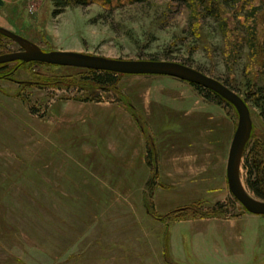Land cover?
Here are the masks:
<instances>
[{"label":"rangeland","instance_id":"1","mask_svg":"<svg viewBox=\"0 0 264 264\" xmlns=\"http://www.w3.org/2000/svg\"><path fill=\"white\" fill-rule=\"evenodd\" d=\"M252 1L262 6L252 43L246 11L226 27L190 0H96L59 15L51 0H0V27L44 52L178 63L244 99L264 87V0ZM230 3L219 0L225 12ZM18 51L0 39V55ZM4 65L0 264H264V217L234 203L226 182L234 108L170 77L120 75L102 91L86 69ZM246 105L249 141L264 142ZM246 154L241 181L255 197ZM217 204L233 208L213 216Z\"/></svg>","mask_w":264,"mask_h":264},{"label":"water","instance_id":"2","mask_svg":"<svg viewBox=\"0 0 264 264\" xmlns=\"http://www.w3.org/2000/svg\"><path fill=\"white\" fill-rule=\"evenodd\" d=\"M0 35L15 43L21 49V51L15 53L0 55V65L13 62L41 63L57 67L109 72L116 75L164 76L207 89L221 97L234 108L237 114V126L230 144L226 163L228 190L245 212L254 216L264 217V201L251 195L241 181L242 156L252 131L249 109L238 94L221 82L190 67L174 62L125 61L74 52H44L35 44L5 28L0 27Z\"/></svg>","mask_w":264,"mask_h":264},{"label":"trees","instance_id":"3","mask_svg":"<svg viewBox=\"0 0 264 264\" xmlns=\"http://www.w3.org/2000/svg\"><path fill=\"white\" fill-rule=\"evenodd\" d=\"M96 0H51L54 7V15L61 14L65 9L69 7H85ZM106 3H116V6H121L122 4H135L142 3L144 0H104ZM194 2L195 5L199 4L203 6L206 13L213 14L218 22L222 21V25L226 27L233 24V18L242 11H246L245 16L239 19V24L246 30L248 41L252 43L257 37L259 26H258V14L262 11L261 3L254 2L252 0H232L231 7L232 12L223 11V7L219 4V0H190ZM222 7V8H220ZM195 11V10H194ZM235 21V20H234ZM0 39H7L0 35ZM35 64V63H30ZM43 66H50L47 64L37 63ZM7 71V65H0V73ZM86 73V83L89 86L98 87L102 91H108L109 89H114L118 83L120 75H116L109 72H99L92 70H85ZM65 88H74L77 86L75 80L71 79L66 81L64 84ZM193 86L197 91L201 92L203 97L208 101L216 102V104H224L228 107L233 108L230 104L224 101L221 97L215 93L195 86ZM226 87L228 85H225ZM62 87V86H55ZM229 88V87H228ZM233 91L232 88H229ZM85 100H87L85 98ZM244 102H250L254 108L259 112V118L264 126V87H251L245 90ZM254 138L253 135L250 137ZM245 162L244 168L247 171L246 185L249 190L255 195V197L261 201H264V142L261 140H251L245 147L244 153ZM234 203H237L234 200ZM230 208H233L231 204H217L212 210V215L217 211L220 214L225 215ZM242 208V207H241ZM243 209V208H242ZM244 210V209H243ZM245 211V210H244ZM192 212V211H190ZM214 216V215H213ZM200 217V216H199ZM202 217V216H201Z\"/></svg>","mask_w":264,"mask_h":264},{"label":"crops","instance_id":"4","mask_svg":"<svg viewBox=\"0 0 264 264\" xmlns=\"http://www.w3.org/2000/svg\"><path fill=\"white\" fill-rule=\"evenodd\" d=\"M181 160H186V159H188V157H185V156H181V158H180ZM190 159V158H189ZM193 159V158H192ZM243 217V216H242Z\"/></svg>","mask_w":264,"mask_h":264}]
</instances>
